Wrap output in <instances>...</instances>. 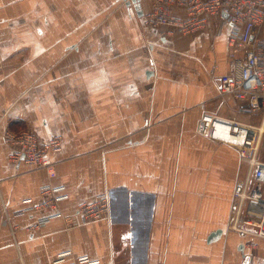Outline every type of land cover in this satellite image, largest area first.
<instances>
[{
	"label": "crops",
	"instance_id": "1",
	"mask_svg": "<svg viewBox=\"0 0 264 264\" xmlns=\"http://www.w3.org/2000/svg\"><path fill=\"white\" fill-rule=\"evenodd\" d=\"M128 1L0 0V264H52L60 254L100 264H264V238L247 219L232 222L246 166L234 147L196 131L205 113L257 119L218 91L229 24L210 19L196 33L171 34L145 23L155 0ZM170 12L183 16L174 4ZM6 129L42 142L60 135L62 149L48 155L54 176L11 163ZM46 185L65 198L60 215L35 226L52 214L32 210ZM100 194L109 218L71 225L77 206Z\"/></svg>",
	"mask_w": 264,
	"mask_h": 264
},
{
	"label": "built area",
	"instance_id": "2",
	"mask_svg": "<svg viewBox=\"0 0 264 264\" xmlns=\"http://www.w3.org/2000/svg\"><path fill=\"white\" fill-rule=\"evenodd\" d=\"M174 4L183 10V16L170 12ZM210 19L226 21L230 26L228 45L230 48L228 72L218 79L221 96H230L242 113H258L264 110V0H155L153 11L145 16V23L152 27L163 25L169 32L181 35L203 30ZM196 131L210 139L236 148L240 162L246 166V179L235 187L237 201L249 200L259 207L255 221H244L255 229V235L264 238V161L258 157L259 136L247 125L233 119L205 113L197 124ZM4 141L11 148L9 160L14 165L23 163L32 168L44 169L50 177L55 174V164L49 158L50 152L62 149V137L53 135L42 142L30 130L18 132L6 129ZM250 179L255 186L250 190ZM59 189V188H58ZM46 185L41 188L42 198L32 207L33 211H50L35 226L44 224L49 218L58 216V202L65 195L54 194ZM240 212V210L238 211ZM110 206L107 194L95 196L89 202L80 203L71 216V225L108 219ZM240 235L248 231L238 228ZM52 264H100L87 256H80L68 262L60 254Z\"/></svg>",
	"mask_w": 264,
	"mask_h": 264
},
{
	"label": "rangeland",
	"instance_id": "3",
	"mask_svg": "<svg viewBox=\"0 0 264 264\" xmlns=\"http://www.w3.org/2000/svg\"><path fill=\"white\" fill-rule=\"evenodd\" d=\"M248 114V113H244ZM255 114L256 121L254 122H244V125H247L250 129H253L258 133L259 136V147H258V157L261 161H264V129L260 130V127L263 126L264 128V110L260 111L258 113H252ZM257 122V123H256ZM242 123V122H241ZM234 147V146H232ZM235 148V147H234ZM236 149V148H235ZM249 184H251V187L255 186V182L253 179H250ZM251 189V188H250ZM249 200H246L245 202H240L235 200L232 204V212H233V225L235 224H241L243 219H247L244 221H252L249 219L250 216L257 215L258 208H255ZM240 210V212H238ZM244 215V216H243ZM243 221V222H244ZM244 226H249L252 230V234L255 235V230L251 225H246L243 223ZM257 236V235H256ZM258 237V236H257Z\"/></svg>",
	"mask_w": 264,
	"mask_h": 264
},
{
	"label": "water",
	"instance_id": "4",
	"mask_svg": "<svg viewBox=\"0 0 264 264\" xmlns=\"http://www.w3.org/2000/svg\"><path fill=\"white\" fill-rule=\"evenodd\" d=\"M136 1H137V0H130V1L127 2V5L129 6L130 3H135ZM218 235H219V231H216V233H214V234L211 236V238H209L208 241H209V242H210V241H213ZM247 262H248V257L244 259V264H247Z\"/></svg>",
	"mask_w": 264,
	"mask_h": 264
},
{
	"label": "bare ground",
	"instance_id": "5",
	"mask_svg": "<svg viewBox=\"0 0 264 264\" xmlns=\"http://www.w3.org/2000/svg\"><path fill=\"white\" fill-rule=\"evenodd\" d=\"M163 32H164V31H163ZM170 33H171V32H170ZM171 34H172V33H171ZM168 35H169V34H168ZM240 123H241V122H240ZM263 129H264L263 126H261V127H260V130H263Z\"/></svg>",
	"mask_w": 264,
	"mask_h": 264
}]
</instances>
